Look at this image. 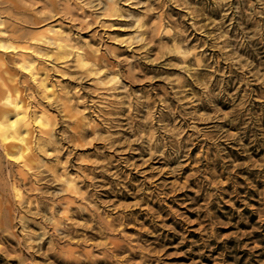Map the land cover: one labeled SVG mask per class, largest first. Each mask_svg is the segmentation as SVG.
<instances>
[{
  "label": "clouds",
  "instance_id": "obj_1",
  "mask_svg": "<svg viewBox=\"0 0 264 264\" xmlns=\"http://www.w3.org/2000/svg\"><path fill=\"white\" fill-rule=\"evenodd\" d=\"M0 264H264V0H0Z\"/></svg>",
  "mask_w": 264,
  "mask_h": 264
}]
</instances>
